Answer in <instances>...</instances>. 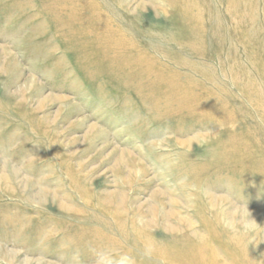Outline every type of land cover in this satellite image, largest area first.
<instances>
[{
    "label": "rangeland",
    "instance_id": "374dc122",
    "mask_svg": "<svg viewBox=\"0 0 264 264\" xmlns=\"http://www.w3.org/2000/svg\"><path fill=\"white\" fill-rule=\"evenodd\" d=\"M0 264H264V0H0Z\"/></svg>",
    "mask_w": 264,
    "mask_h": 264
}]
</instances>
